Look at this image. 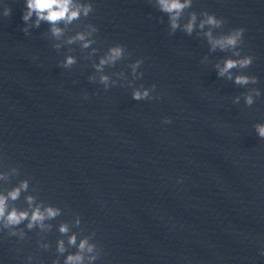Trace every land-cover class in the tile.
Listing matches in <instances>:
<instances>
[{
	"label": "water",
	"instance_id": "1",
	"mask_svg": "<svg viewBox=\"0 0 264 264\" xmlns=\"http://www.w3.org/2000/svg\"><path fill=\"white\" fill-rule=\"evenodd\" d=\"M7 2L0 164L19 168L8 186L27 176L29 190L62 213L47 251L37 247L36 229L20 242L0 234L3 264H23L29 252L50 264L60 220L78 234L95 230V264H264L257 251L264 247V139L252 129L264 120V94L252 106L232 103L244 88L212 67L225 53L208 52L195 34H169L166 14L151 0H94L84 19L99 28L96 46L120 42L131 53L106 70L127 71V60L143 57L137 83H155L160 93L135 101L126 86L105 90L89 81L93 69L78 48L76 64L58 65L65 48L51 46L47 24L25 36L23 0ZM202 8L224 17V30L245 28L242 54L254 59L244 71L258 76L264 93V0H194L192 9ZM16 203L23 205V193Z\"/></svg>",
	"mask_w": 264,
	"mask_h": 264
},
{
	"label": "clouds",
	"instance_id": "2",
	"mask_svg": "<svg viewBox=\"0 0 264 264\" xmlns=\"http://www.w3.org/2000/svg\"><path fill=\"white\" fill-rule=\"evenodd\" d=\"M151 3L161 13L166 14L169 34L178 29L186 35L195 34L206 43L208 52L225 53L216 58L212 67L217 77L244 88V91L231 97L233 104H239L242 98L245 106H252L256 99L264 94L262 89L256 86L258 76L244 71L252 64L254 56L251 52L242 54L241 45L244 44L245 32L243 26L224 30L225 18L203 8L198 13L192 9L194 0H151ZM93 10L94 0H23L21 20L24 23L21 31L28 36L30 29L39 28L44 22L47 29L43 35L51 41V46L57 51L65 48L62 59L57 60L58 65L70 68L76 64L78 57L74 53L78 48L80 60L87 61L93 69L87 76L89 81L102 85L105 90L116 85L126 86L135 101L160 99V93L155 92V83H137L143 76V57L127 60V71L123 67L111 72L106 70L114 68L131 53L127 46L120 42L109 43L102 50L96 46L99 28L84 19ZM10 12L11 7L7 0H0V18L7 17ZM74 45L76 47H73ZM207 59V55L201 57L200 63L204 64ZM82 96L87 98L88 93L85 91ZM161 121L167 124L171 117L164 115ZM252 129L259 139H264V120L255 121ZM18 174L17 166L4 168L0 164V234L14 236L16 241L20 242L27 237L28 232L36 229L37 247L47 251L52 247L47 233L52 231L53 221L61 216L62 208L38 199L37 195L29 190L27 176L8 186L10 177ZM176 180L177 183H182L183 177H177ZM22 193L24 203L18 206L16 201L21 198ZM72 223L81 224L79 213L73 214ZM55 231L59 233L55 239L56 255L50 264H95L101 253V247L94 239L95 230L78 234L71 230L68 221L60 220L55 224ZM257 251L264 255V247ZM22 261L23 264H42L31 252L25 255ZM0 264H3L2 259Z\"/></svg>",
	"mask_w": 264,
	"mask_h": 264
}]
</instances>
